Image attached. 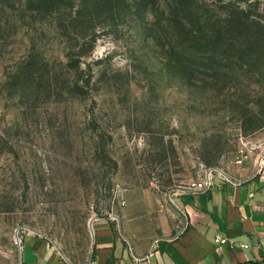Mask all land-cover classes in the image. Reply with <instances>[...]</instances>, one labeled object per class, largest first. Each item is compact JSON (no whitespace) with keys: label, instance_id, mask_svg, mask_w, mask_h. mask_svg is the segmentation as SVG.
I'll return each mask as SVG.
<instances>
[{"label":"rangeland","instance_id":"rangeland-1","mask_svg":"<svg viewBox=\"0 0 264 264\" xmlns=\"http://www.w3.org/2000/svg\"><path fill=\"white\" fill-rule=\"evenodd\" d=\"M263 150L264 0H0V264L32 231L87 264L98 217L152 242Z\"/></svg>","mask_w":264,"mask_h":264},{"label":"crops","instance_id":"crops-1","mask_svg":"<svg viewBox=\"0 0 264 264\" xmlns=\"http://www.w3.org/2000/svg\"><path fill=\"white\" fill-rule=\"evenodd\" d=\"M175 203L186 229L146 244L131 241L115 216L92 218L87 264H264V165L243 180L217 176L208 190L179 193ZM218 234L230 242L219 243ZM21 264L70 262L47 235L32 231Z\"/></svg>","mask_w":264,"mask_h":264},{"label":"built area","instance_id":"built-area-1","mask_svg":"<svg viewBox=\"0 0 264 264\" xmlns=\"http://www.w3.org/2000/svg\"><path fill=\"white\" fill-rule=\"evenodd\" d=\"M262 159V163H264V150L262 151V155L260 157ZM261 163H260V168H261ZM214 181H215V175L211 173V175H209L205 181H203L202 183H200L199 187L197 188H192L191 190H187V191H195V190H200V191H206L208 190L209 188L212 187V185L214 184ZM182 215L183 217L185 218V220H183V226L181 228V232L184 231L186 229V227L188 226L189 222L187 221L186 219V213L185 212H182ZM183 218V219H184ZM95 219V218H94ZM92 224H93V220H92ZM217 241L221 244H225V243H229V238L227 237H224L220 234L217 235ZM22 242V245H21V248L23 249V246H24V242L21 240ZM243 246H248V244H242Z\"/></svg>","mask_w":264,"mask_h":264}]
</instances>
